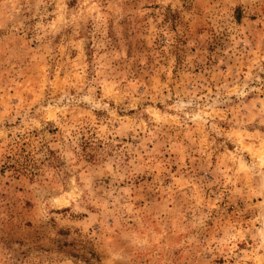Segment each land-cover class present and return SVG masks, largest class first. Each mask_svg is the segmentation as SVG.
<instances>
[{"label": "rangeland", "instance_id": "rangeland-1", "mask_svg": "<svg viewBox=\"0 0 264 264\" xmlns=\"http://www.w3.org/2000/svg\"><path fill=\"white\" fill-rule=\"evenodd\" d=\"M0 264H264V0H0Z\"/></svg>", "mask_w": 264, "mask_h": 264}]
</instances>
